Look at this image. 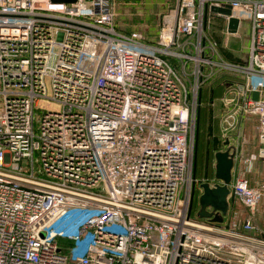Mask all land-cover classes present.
I'll use <instances>...</instances> for the list:
<instances>
[{
    "label": "built area",
    "instance_id": "2783aa9c",
    "mask_svg": "<svg viewBox=\"0 0 264 264\" xmlns=\"http://www.w3.org/2000/svg\"><path fill=\"white\" fill-rule=\"evenodd\" d=\"M211 7L249 22L247 63L223 59L208 30L231 17ZM226 71L225 147L237 155L247 120L264 147V0H177L155 44L116 30L113 0H0V264H264L249 159L228 201L251 216L195 209L220 184L196 177V112Z\"/></svg>",
    "mask_w": 264,
    "mask_h": 264
},
{
    "label": "rangeland",
    "instance_id": "374dc122",
    "mask_svg": "<svg viewBox=\"0 0 264 264\" xmlns=\"http://www.w3.org/2000/svg\"><path fill=\"white\" fill-rule=\"evenodd\" d=\"M176 1L177 0H113L116 30L123 33H140L146 43L155 44L159 40L161 34L163 18L175 8ZM226 26V22L223 18L213 19L208 30L209 37L216 42L219 52L227 63L235 65L247 63L250 44L249 22L247 20H242L239 31L235 35L229 34ZM224 73L229 75L234 72L226 71L219 74ZM217 78L218 77L203 86L201 100L198 104L195 117L192 148L194 151L196 175L200 182L203 180H211V174H209L211 169L208 168V166L213 160L214 148L220 149L225 145L220 127L223 112L221 99L224 94L221 81L224 78L228 79L230 82L236 81L232 76H226L221 79ZM46 83L48 95L51 96L50 81L47 80ZM41 109L45 112L59 111L60 106L52 101H44V103L41 104ZM251 129V123L244 126L239 133L240 140L238 146L245 149L242 151L244 157L255 159L258 157L259 141L253 129ZM213 141L220 143L221 147L216 145L217 143L214 144ZM257 165L263 175L252 176L250 180L264 182V162L258 159ZM230 203L232 212L239 213L237 214L238 218L236 217L232 223H238L240 220L243 221L245 217L251 216L250 212L239 201L232 199ZM198 206L199 204H196L195 209H197ZM252 217L256 220L255 223L257 226L264 231V198L255 210V213L252 214ZM221 225L224 226L225 222Z\"/></svg>",
    "mask_w": 264,
    "mask_h": 264
},
{
    "label": "water",
    "instance_id": "95a60500",
    "mask_svg": "<svg viewBox=\"0 0 264 264\" xmlns=\"http://www.w3.org/2000/svg\"><path fill=\"white\" fill-rule=\"evenodd\" d=\"M64 3H75L77 0H57ZM211 13L221 14L230 18L228 23V33L235 35L239 31V19L232 17V11L230 7L219 8L211 7ZM206 14H208V8H206ZM254 98L257 99L258 95L255 94ZM228 143H226L227 145ZM236 150L227 149L226 151H220L215 154V179L220 182L214 188L208 183L201 184L203 190L202 195L199 198L200 210L198 217L200 219H208L213 223L222 224L229 211L228 197L230 195V185L233 179V169L235 166ZM194 202V198H193ZM193 203L190 211L192 212Z\"/></svg>",
    "mask_w": 264,
    "mask_h": 264
},
{
    "label": "crops",
    "instance_id": "0c3cea01",
    "mask_svg": "<svg viewBox=\"0 0 264 264\" xmlns=\"http://www.w3.org/2000/svg\"><path fill=\"white\" fill-rule=\"evenodd\" d=\"M124 33H126V32H124ZM246 124H243V126H242V129L244 128V126L245 125H247L248 123H251V125H252V129H253V131H254V134L256 135V129H255V125H256V122H255V120H247L246 122H245ZM251 129V130H252ZM225 144V143H224ZM244 146V145H243ZM245 147V146H244ZM258 147H259V152H258V159L260 160V161H262V162H264V157L262 156V154H261V150L264 148L259 142H258ZM225 150H227L226 149V147H225V145L220 149V150H218V152H220V151H225ZM245 149L244 148H242V147H238V150H237V155H236V157H235V166H234V169H233V180H235L236 179V177H238V176H240V175H242V174H244V169H245V165H244V161L246 160V159H249L250 160V168H249V171L250 172H248L247 174H246V177L248 178V180H249V182H250V185L252 186V187H260L261 185H264V182H255V181H251L250 180V178L253 176V177H255V175H263V173H261V171L259 170V166L257 165V162H258V159L257 158H249V157H244L243 156V154H242V151H244ZM241 151V152H240ZM215 162V161H214ZM216 163V162H215ZM215 163H214V167H215ZM231 208V203H230V201H229V210H231L230 209ZM237 214H239V213H234V212H232V210L231 211H229V213H228V215L225 217V219H224V222H225V225L224 226H229V225H231V224H236V222L235 223H232L235 219H236V217L238 218V216H237ZM249 216V215H248ZM239 218H240V215H239ZM245 218H247V217H245ZM244 219V218H243ZM253 219H254V217H253ZM245 220V219H244ZM243 220V221H244ZM243 221H239V222H243ZM256 221V220H255ZM238 222V223H239ZM261 232L262 233H264V231L263 230H261Z\"/></svg>",
    "mask_w": 264,
    "mask_h": 264
},
{
    "label": "trees",
    "instance_id": "16d2710c",
    "mask_svg": "<svg viewBox=\"0 0 264 264\" xmlns=\"http://www.w3.org/2000/svg\"><path fill=\"white\" fill-rule=\"evenodd\" d=\"M127 33V32H126ZM131 32H129V33H127V34H130ZM226 76H232V77H234V79H236L235 78V76L233 75V74H229V75H227V74H221L217 79H221V78H223V77H226ZM216 79V80H217ZM232 82H230L228 79H226V78H224L222 81H221V86L224 88V92L223 93H225V91H226V89H227V87L231 84ZM203 93H204V91H203ZM224 95V94H223ZM213 143L214 144H216V145H218L219 147H221V145H220V143H218L217 141H213ZM221 149V148H220ZM220 149H218V148H214V152H213V160H212V162H211V164H209V166H208V168H210L211 169V171L209 172V174H211L210 175V178L211 179H213L214 178V176H215V168H214V161H215V154L218 152V150H220ZM196 177H197V175H196ZM197 196V195H196ZM197 203H199V198H198V196L195 198V205L197 204Z\"/></svg>",
    "mask_w": 264,
    "mask_h": 264
}]
</instances>
